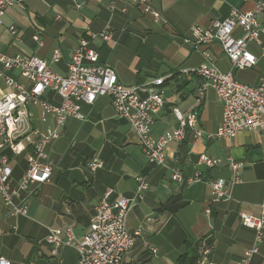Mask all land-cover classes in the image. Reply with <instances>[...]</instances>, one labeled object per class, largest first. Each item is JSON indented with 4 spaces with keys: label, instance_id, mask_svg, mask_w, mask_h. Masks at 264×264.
<instances>
[{
    "label": "crops",
    "instance_id": "crops-1",
    "mask_svg": "<svg viewBox=\"0 0 264 264\" xmlns=\"http://www.w3.org/2000/svg\"><path fill=\"white\" fill-rule=\"evenodd\" d=\"M28 0L24 7L13 6L1 18L0 51L24 58L39 57L61 75L69 72L74 49L83 38L98 53L99 61L111 66L124 85H147L165 77V107L152 127L154 137L178 126L172 113L176 107L183 113L198 112V126L204 136L195 139L188 131L184 141L166 147V164L152 166L145 158L138 137L129 123L120 118L108 97L98 98L93 107L82 106L89 115L87 122L71 119L59 129L60 136L46 148V154L57 164L51 181L40 187L31 199L27 216L5 217L0 199V256L10 264H77L78 252L60 245L53 255L46 241L48 227L64 230L72 227L76 236L86 235L103 194L112 190L109 202L119 196L132 197L135 178L148 180L149 189L129 213L130 232L140 230L134 248L125 254L123 264H178L182 255L198 257V243L212 237L213 251L197 264H238L244 251L254 242L255 232L244 227L240 214L258 216L264 204V129L241 132L234 138H208L222 121V105L215 91L207 88L199 97L202 79L195 74L203 64H213L223 73L231 69L221 45L194 46L186 43L194 26L209 28L227 19L233 7L254 9L253 2L243 0H153L160 20L136 8L130 0ZM264 25V9L256 15ZM14 27L17 33H11ZM108 30L110 41L99 36ZM237 27L233 35L239 36ZM39 35L40 42L34 40ZM91 35H97L94 38ZM264 35L250 43L249 51L257 58L252 69L236 70V80L256 86L264 80ZM63 59L52 63L55 48ZM12 77L21 84L27 80L18 73ZM7 87L0 80V98ZM43 100L60 104L56 93L47 91ZM32 125L44 131L52 123L41 121L39 105L29 106ZM26 153L12 163V183L16 185L26 169ZM203 155L232 158L241 165V182L235 185L231 201L210 206L208 179H222L229 184L231 169L225 165L207 169ZM93 158L100 168L91 171ZM179 169L186 177L199 173L203 181L180 187L171 175ZM210 208L211 214L206 215ZM16 227V232L12 228ZM156 252L153 254L152 250ZM250 264H264V239Z\"/></svg>",
    "mask_w": 264,
    "mask_h": 264
},
{
    "label": "built area",
    "instance_id": "built-area-1",
    "mask_svg": "<svg viewBox=\"0 0 264 264\" xmlns=\"http://www.w3.org/2000/svg\"><path fill=\"white\" fill-rule=\"evenodd\" d=\"M27 1L0 0V24L9 8L24 7ZM117 1L111 0L110 7L114 8ZM130 1L154 21L160 20V14L153 9V0ZM243 2H253L254 9L244 11L233 7L224 21H216L209 28L198 25L192 27L190 38L185 40L198 47L218 43L231 63V69L227 73L221 72L213 64H203L196 70L200 71L202 79L198 88L199 97L210 87L222 105L221 124L215 134H207L208 138H234L241 132H261L264 129V80L261 79L256 86H249L240 83L234 75L236 70L252 69L257 63V58L249 51L248 45L258 43L261 35H264V25L256 18L264 9V0ZM237 27L241 29V34L234 36ZM10 31L14 35L17 33L14 27ZM91 36L94 38L97 35ZM99 36L105 42L110 41L107 29ZM38 37L39 35H34L33 38L40 42ZM262 53L264 55V45ZM62 59V49L55 48L52 63H58ZM13 73L25 78L27 87L12 77ZM0 80L7 87L0 98V199L6 218L27 216L31 199L36 196L40 187L51 181L57 169V164L46 154L48 144L59 138V129L69 120L87 122L89 115L83 112L82 106L93 107L98 98L110 99L116 114L125 119L136 133L145 158L154 167L165 166L166 147L171 143L184 141L188 131L193 133L195 139H202L204 136L203 131L197 128L198 112L183 113L175 107L172 113L178 126L164 132L162 136L154 137L152 127L165 107L166 78L157 77L149 81L161 83V90L146 91V84L124 85L111 66L99 61L98 53L90 48V40L86 38L81 39L74 49L67 75L54 72L47 62L37 56L24 58L0 51ZM47 91H54L60 98V104L43 100ZM35 105L41 108L40 119L43 123L52 121L44 131L32 125L30 117L33 113L27 108ZM23 153L27 154L26 169L17 184L13 185L12 163ZM200 162L207 169L223 165L231 169L233 179L229 184L222 179L206 181L211 194L208 203L210 206L219 201H231L235 185L241 182V165L232 158L220 159L207 155H203ZM101 165L100 160L93 158L88 169L95 171ZM170 179L180 187L203 181L199 173L186 177L179 169L173 171ZM147 180L143 175L137 176L134 195L128 198L119 196L114 202L108 200L113 191H106L95 208L89 230L82 237L76 236L72 227L64 230L48 227L46 241L53 247L52 254L56 255L58 247L65 245L78 252L77 264H123L125 254L134 248L140 236V230H128L127 220L129 213L142 200L143 193L149 189ZM205 212L210 215V208ZM240 222L255 232L252 246L244 251L238 263L250 264L264 239V204L258 216L241 213ZM16 230V227L12 228L13 232ZM212 251V237L200 239L197 262L206 259ZM152 252L154 254L156 251L153 249ZM0 264L10 262L0 256Z\"/></svg>",
    "mask_w": 264,
    "mask_h": 264
},
{
    "label": "trees",
    "instance_id": "trees-1",
    "mask_svg": "<svg viewBox=\"0 0 264 264\" xmlns=\"http://www.w3.org/2000/svg\"><path fill=\"white\" fill-rule=\"evenodd\" d=\"M198 257H187V255H182L178 259V264H196Z\"/></svg>",
    "mask_w": 264,
    "mask_h": 264
},
{
    "label": "bare ground",
    "instance_id": "bare-ground-1",
    "mask_svg": "<svg viewBox=\"0 0 264 264\" xmlns=\"http://www.w3.org/2000/svg\"><path fill=\"white\" fill-rule=\"evenodd\" d=\"M195 74L200 77V71H195ZM161 83L149 82L146 85V91L161 90Z\"/></svg>",
    "mask_w": 264,
    "mask_h": 264
},
{
    "label": "rangeland",
    "instance_id": "rangeland-1",
    "mask_svg": "<svg viewBox=\"0 0 264 264\" xmlns=\"http://www.w3.org/2000/svg\"><path fill=\"white\" fill-rule=\"evenodd\" d=\"M164 89H165V85H164Z\"/></svg>",
    "mask_w": 264,
    "mask_h": 264
}]
</instances>
